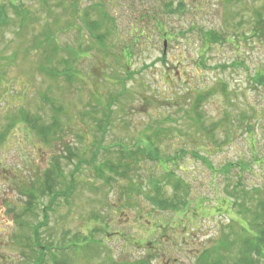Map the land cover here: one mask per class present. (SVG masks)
<instances>
[{"label": "rangeland", "instance_id": "374dc122", "mask_svg": "<svg viewBox=\"0 0 264 264\" xmlns=\"http://www.w3.org/2000/svg\"><path fill=\"white\" fill-rule=\"evenodd\" d=\"M76 1L86 22L102 20L96 8L107 15L95 31L106 36V48L93 40L85 22L73 17ZM18 2L30 12L26 20L30 27L20 34L18 25L0 28V264H32L37 254L24 248L32 235L26 225L43 220L41 203L51 213L48 226L40 231L42 244L47 241L57 248L68 243V247L91 245L100 250L93 260L71 251L55 260L66 264H111V260L198 264V257L215 247L223 234L233 241L237 235H231L236 234L231 226L241 231L235 222L243 220L242 210L222 205L223 211L217 212L216 198L231 203L233 188L241 194L260 189L258 198L264 197V84L255 80L258 73L264 74V41L251 36L257 22L255 11L264 0ZM56 30H63L61 40L76 52H87L86 59L76 65L83 74L71 83L48 77L41 70L39 52L33 49L35 37L42 40L48 31ZM209 31L228 41L207 45L202 34ZM163 32L172 36L164 37ZM207 93L210 97L199 111L200 126L195 123L194 107L197 98ZM49 101L62 108L57 109L62 129L51 143L38 134L40 125L57 117ZM109 106L110 125L105 118ZM36 117L42 119L40 124L34 123ZM215 124L220 126L214 130ZM101 125L108 126L100 130ZM102 131V145L113 151L120 150L119 145H137L142 138L159 137L162 158H177L173 170L189 184L194 199H205L206 207L192 205L179 213L154 209L149 198L157 195L150 180L163 176L155 156L141 171L132 173L138 191L133 194L128 191L129 181L107 171L106 178L119 181L106 186L85 165L71 179L78 160L91 157L88 147L92 149L96 138L101 140ZM66 146L74 150V156L66 153ZM118 155L102 152L100 159L110 156L114 162ZM204 155L212 167L201 158ZM228 164L234 166L224 175L221 168ZM53 168H62L52 177L64 181L54 190L75 180V192L69 199L57 198L52 206L49 197L41 196L38 206L23 192L30 187L44 189L47 172ZM172 194V188L165 189L166 197ZM30 200L32 210L27 205ZM239 223L248 230L243 221ZM75 236L78 243H71ZM262 248V255H255L257 264H264ZM45 258L44 264H53Z\"/></svg>", "mask_w": 264, "mask_h": 264}, {"label": "trees", "instance_id": "16d2710c", "mask_svg": "<svg viewBox=\"0 0 264 264\" xmlns=\"http://www.w3.org/2000/svg\"><path fill=\"white\" fill-rule=\"evenodd\" d=\"M261 4V5H260ZM259 4L260 8L258 11H255L257 22L254 27V29L251 31V36L254 38H258L264 41V2H261ZM75 6L73 10V17L78 18L80 22H85L84 24L89 28L91 31L92 37L94 36V41L96 40V43L99 44V46H102V49L106 48V45L104 44V36L103 35H96V32L101 25H103L104 20H107V15L102 14L98 8L96 10L99 12L100 17L102 20L99 21V23H90L84 21L85 19L82 18V9L79 7L78 1L73 4ZM78 6V7H77ZM10 13L14 16L11 18ZM30 19V12L26 11V9H23L22 5L19 4L18 0H0V28L2 30L19 26L18 33L20 34L23 32L28 26L29 22H26ZM18 20L22 21L17 23ZM158 25L163 26L161 23L158 22ZM30 27V26H29ZM157 29V28H156ZM69 30V29H68ZM4 31H2L3 34ZM63 30H56L52 33V31H48L47 34L44 35V38L42 40H38L37 37H35V44H34V52H39L37 54L38 59L41 60V70L46 72V75L54 80L63 78L67 82H74L77 77L81 74V70L77 69V66L80 61H83L87 57V52L82 51L81 53L76 52L73 48H71L70 45L66 44V42H63L61 40V34ZM161 32V31H160ZM17 33V34H18ZM163 36H172L169 32H163ZM57 37H59V41L57 40ZM202 37L204 38V41L207 45H217V43L228 41L227 38H216L220 37L216 32H204L202 34ZM247 38V36H246ZM61 40V41H60ZM30 47V46H28ZM32 48L30 47L29 50ZM32 51V50H31ZM122 51V48L120 49V52ZM63 55V56H62ZM64 55H68V59H63ZM121 55V53H120ZM122 56V55H121ZM123 57V56H122ZM130 58L126 60V62H129ZM61 66V69L59 68ZM97 79V77H94ZM255 80L260 83L264 84V74L258 73L255 76ZM226 89V88H225ZM227 93L228 90H225ZM210 97V94L207 93L205 95H202L201 97L197 98L194 111L196 114L195 123H198V125L202 126L203 120H202V114L200 111L202 104ZM112 97L111 99H113ZM119 96L114 98L112 102L117 101ZM49 103L53 106L55 110V116L52 122H50L48 125H40L39 127V135L42 137L45 142L51 143L50 140H52V136L54 138L56 137V134L59 130L62 129L61 121L59 120V110L62 108L55 107L51 101ZM108 113L105 118H107V121H109L108 118L111 117L112 111L110 109V106L107 107ZM105 109V111H107ZM25 120L30 123L31 119L25 118ZM37 120V121H36ZM42 119L40 117H36L34 119V123L38 124L39 121ZM33 121V120H32ZM40 124V123H39ZM109 121V125H110ZM108 126V125H107ZM105 125H101L99 128L102 130L103 128L107 127ZM220 126L219 124H215L212 126V128L215 130L217 127ZM166 130V129H165ZM169 131V130H166ZM160 132L164 133V129H160ZM171 133V132H170ZM211 136V131L209 132ZM105 132L102 131L101 140L96 138L95 143L92 145V149L88 147V152L91 153V157L88 159L86 158H80L78 161L77 169L75 168V171H72L70 173V178H74V173L76 170L80 169V166H86L87 169H90L93 173V178L95 179V176L99 175L102 179V183L106 186H112V184L117 183L119 179L111 177H105L107 171L117 174L116 177H121L122 179H125L126 181L130 182V186L128 191L130 193L138 192L137 186L133 182L132 179V173L135 172V170L141 171V167L143 165H146L149 160L151 161L153 156L157 157V167L158 171L161 170L163 172V176L161 179L158 180H150L151 185L154 188V192L156 193L157 197L149 198L152 206L154 209L161 210V211H171L172 213H179V212H186L188 211L192 205H195L198 209H204L205 206V199L203 197H195L190 191V186L185 181L183 182L178 176L176 175V171L173 170V167L175 166V160L177 158H162L161 151L162 149L159 147V137L155 138H146L145 141L143 138L140 139L139 144L132 145L131 147L119 145L118 148L120 150L113 151L112 148H104L102 143L104 142ZM57 139V138H55ZM154 139V140H153ZM2 142V135L0 136V143ZM66 153H68L71 156H74V150L70 146H66ZM204 150V149H202ZM201 149H198V152L202 151ZM105 153L106 155L113 154L118 156V159L114 162L112 161L113 158L110 156L106 157L104 161L100 159V154ZM161 154V155H160ZM178 156H182L181 153H179ZM198 158L200 156H197ZM204 162L211 166V163L208 161L206 155L201 157ZM179 160V159H178ZM177 160V161H178ZM155 162V160H154ZM234 164H228L224 165L221 168L222 174L227 173V169L232 167ZM238 169H241V164H238ZM61 169L53 168V170L49 173L47 172V180L48 183L45 184L44 189H38L37 191L35 188L30 187L28 190H25L23 194L28 198L36 200V204L41 203L39 199L42 197H49V203L52 205L55 204V200L59 197H63L65 199H69L75 192V180L72 181V184L70 186H66L60 191L54 190L58 185H61L64 181L60 182L59 180L56 181V179L53 176H55V173L58 172L60 174ZM117 171V172H115ZM129 174V175H128ZM52 177V178H51ZM89 182V181H88ZM112 182V183H111ZM114 182V183H113ZM89 183L95 184L94 181H90ZM172 188L173 194L170 197L165 196V189L166 188ZM241 187V184H240ZM56 191V192H55ZM241 192L238 188H233L232 192L229 193L232 198H235L234 201L229 203L226 199L216 198L217 205L214 209L215 211H223L222 205L224 206H231L232 207H239L242 211H240V215L243 217V220L240 218L237 222H235L240 228L241 231L237 232L234 230V226H231L232 232H236V234H231L232 236L237 235V239L229 240L228 235L223 234L222 238L220 239V242L213 248H208L205 252L202 253L200 257H198V264H257L255 255L259 256L262 255L264 245L262 244L261 240L264 241V197L258 198L259 195H261V190L256 189L254 190V194H251L250 192H243V194L239 193ZM191 197H193L194 200H190ZM205 202V203H204ZM26 204V203H25ZM33 204L31 200L27 204L29 207V210L33 209ZM43 208L42 210V216L43 220L38 222L37 224L33 225H26L29 232L32 234L28 238V244L25 245V249H29V251H33L37 254V256L32 258L31 263L32 264H44L46 260V256L49 257L51 260H53V264H66L65 261H55L56 258H59V255L64 256L65 252L71 251V253H85L87 258L89 257L90 260L95 259L98 256V252L100 250L97 247H93L91 245L88 246H73L68 247V244L61 247L59 246L54 247L47 243V241H44V244H42L41 238H40V231L44 227L48 226L49 218L51 213H47L46 209L48 206L45 205V203H41ZM195 207V208H196ZM49 208V207H48ZM194 208V211L197 209ZM50 209V208H49ZM246 212V215L244 214ZM97 215L96 220H99L100 217ZM240 217V216H239ZM239 221H243L244 225H247L248 230H245L244 226L239 223ZM234 222V221H233ZM242 232V233H240ZM240 236H239V235ZM81 239V235L79 236ZM78 238L75 236V238L72 239L71 243H78ZM84 239V238H83ZM26 240V239H25ZM238 243H240V247H238ZM86 251H89V255L86 253ZM74 253V254H75ZM93 253H95L93 255ZM76 256V254H75ZM26 257V255H25ZM27 258V257H26ZM238 258V260L236 259ZM67 260H71V258L67 257ZM234 260V261H233ZM237 260V261H236ZM232 261V262H231ZM72 262V261H71ZM111 264H119L116 263L114 260L110 261ZM134 264H146L145 261H137Z\"/></svg>", "mask_w": 264, "mask_h": 264}, {"label": "flooded vegetation", "instance_id": "af4514ba", "mask_svg": "<svg viewBox=\"0 0 264 264\" xmlns=\"http://www.w3.org/2000/svg\"><path fill=\"white\" fill-rule=\"evenodd\" d=\"M162 230H164V229H162ZM149 245L151 246L152 244H151V243H149ZM193 252H194V251H193ZM196 254L198 255V252H197V251H196ZM200 254H201V253H200ZM200 254H199V255H200Z\"/></svg>", "mask_w": 264, "mask_h": 264}]
</instances>
